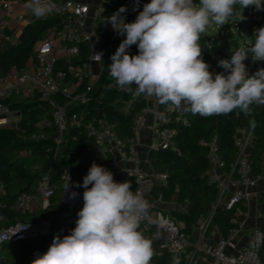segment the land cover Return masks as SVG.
Instances as JSON below:
<instances>
[{"label":"built area","instance_id":"built-area-1","mask_svg":"<svg viewBox=\"0 0 264 264\" xmlns=\"http://www.w3.org/2000/svg\"><path fill=\"white\" fill-rule=\"evenodd\" d=\"M108 1L110 0H92L91 2L85 0H52L55 5L54 10L43 18H36L29 9L24 7L27 0H0V53L4 46L21 43V34L27 25L38 20L55 19L46 28L41 38L34 43L33 55L24 67L11 66L6 71L0 70V130L9 129L17 132V137L20 140H41L43 135L40 133L25 135V130L21 129L19 125L21 113L12 109L6 102L11 98H32L34 95H38L41 101L47 102L53 107L51 120L43 119L41 121L42 125L51 124L55 128L56 149L54 151L48 149L53 156V161L58 155L59 147L65 143L70 126H79L80 124L77 114L70 113V108L85 101L87 92L98 78L102 61L100 63L94 61V53L102 52L104 56L123 37L113 31L111 24L105 22L107 17L116 12L114 9L106 10L105 4ZM149 2L150 0H139V7L133 11L136 0H125L127 11L126 15L121 13V16L126 23L133 22L139 14V10H143V6ZM215 26L221 34L222 25L215 24ZM102 29L112 39L108 45H104V37L100 32ZM212 29H214L213 26ZM84 43L92 45V54L84 63L76 65L72 59L78 55L79 46ZM96 45L99 46V50H94ZM60 63L62 65H59ZM260 68H263L262 63H257L251 68L249 75L254 74ZM111 86L117 87L115 82ZM129 92V99L125 102L128 105L127 110L137 102L135 91ZM58 96L65 97L67 102L60 104L57 100ZM184 113L166 105L163 110L156 111L159 124L151 128L158 138V143L152 148H174L176 146L174 136L177 130L171 124L177 122L180 125H185L187 121ZM144 127V115L141 111L134 121V137L121 138L113 125L104 118L98 119L96 124H89L86 132L94 138V150H97L106 161L109 163L119 161L126 163L122 170L127 177L133 179L134 191L143 192L145 198L150 202L149 196L154 190V186L167 183V173L161 169L146 171L141 167V161L136 152V142ZM249 131L251 134V130ZM247 142L248 139L245 141L236 140L238 153L234 163L237 172L235 178L222 171V162L216 153L214 142L208 144L207 159L212 165L210 182L215 184L218 191L217 200L212 205L210 215L218 206L233 211L231 221L235 223V226L227 236L221 235L218 225L210 223V217L200 215L194 227L198 230L201 238L192 243L188 234L181 230L179 224L168 215L154 211L151 202L150 214L153 218H163L166 223L160 226L148 221L142 222L140 230L143 231L144 235L152 241L163 243L169 252L176 253L189 248L193 254L201 252L212 257L214 259L213 264H264V253H262L264 231L259 227L252 229L237 256L230 257L224 252L225 247L231 243L237 233L236 224L239 225L237 217L247 215L246 210L237 203L247 201L250 197L247 189L254 188L258 180L264 176V172L253 173L248 153L245 151ZM87 158L88 152L82 156V161L84 162ZM52 170L53 167L51 166L40 173L35 194L25 191L17 194L11 204V209L14 212L18 214L33 213L40 208L47 209L49 207L50 197L53 194ZM228 184L234 187H245V190L236 189L224 201L223 197ZM84 191L85 189L70 186L66 192L63 190L59 201L64 209L56 213L55 217L67 224L76 226L77 213L82 209L84 203ZM72 192L77 194L75 198H71ZM4 193L5 185L0 180V195ZM157 196L162 199L160 192ZM260 196L259 193L258 197ZM222 202L223 204H221ZM258 215L262 216V213L259 212ZM50 229L51 223L48 221H42L35 225H30L21 220L10 222L0 229V247L4 243L17 242L29 236L46 234ZM207 232L212 236L220 235L215 246L202 242V236ZM191 263L192 258L187 264Z\"/></svg>","mask_w":264,"mask_h":264},{"label":"trees","instance_id":"trees-1","mask_svg":"<svg viewBox=\"0 0 264 264\" xmlns=\"http://www.w3.org/2000/svg\"><path fill=\"white\" fill-rule=\"evenodd\" d=\"M105 6L106 10L118 11L120 7H125V0H110ZM122 14L126 15V12ZM54 20L53 18L38 20L27 25L21 34L20 44L4 46L0 53V70L6 71L11 66L24 67L33 55L34 43L41 38ZM100 32L104 37V45L112 42L111 37L103 29ZM125 38L123 36L117 45L103 56L98 78L87 92L85 101L70 108V113L77 114L80 124L70 126L65 143L54 161L48 149L53 151L56 149L55 128L51 124H41L43 119L51 120L53 107L41 101L38 95L32 98H11L6 101L12 109L21 113L19 125L25 130V135L40 133L43 138L39 141L20 140L17 132L9 129L0 130V180L5 185V193L0 195V229L16 220L27 222L30 225L48 221L51 223V229L43 235L29 236L17 242L4 243L0 247V251H5L1 256L0 264H31L36 254L42 255L48 250L54 237L59 236L62 239L76 227L58 220L55 215L64 209L59 199L69 177L70 187L82 185L83 178L90 168L82 161L84 154L95 149L94 138L86 132L89 124H96L98 119L104 118L113 125L121 138L134 137V121L143 110L145 102L138 100L129 110L125 111L122 104L129 99L130 92L111 86L114 81L109 78L110 57ZM199 43L202 48V59L210 66L209 71L213 74L223 72L216 58L217 47L210 45L204 33L201 34ZM92 51L90 43L81 44L79 53L73 57L72 62L76 65L84 63ZM128 52L130 55H137V46L132 45ZM257 63L261 64V62ZM247 68L250 73L251 69ZM57 100L60 104L67 102L63 96H58ZM251 107L252 112L247 116L238 109L226 115L201 116L184 113L187 121L185 125L177 122L171 124L177 130L174 136L176 146L174 148L157 147L150 150L149 159L152 165L167 173V183L165 185L156 184L154 190L162 194L163 200L176 197L179 203L183 202L187 206L186 211L163 212L164 215L175 220L183 232H190L200 215L210 217V223L218 225L222 236H227L235 226V223L231 221L233 211L230 209L218 206L210 215L212 205L217 200L218 191L215 184L210 182L212 165L207 159L208 144L214 142L216 153L222 162V171L235 178L237 177L234 166L238 153L237 134L242 129L251 130L254 143L248 153V159L253 173H261L264 152V106L254 104ZM164 108L165 105L159 103L158 110L161 111ZM13 149H17L20 153L22 150H31L37 154L39 164L33 166L10 155ZM51 166L53 167L51 172L53 194L50 197L49 207L40 208L33 213L14 212L11 204L17 194L24 191L35 194L40 173ZM113 178L116 182L130 181L134 191L135 183L132 178L124 180L121 177ZM77 188L84 189L82 186ZM261 198L264 203V192ZM237 204L243 209L246 208L241 201ZM261 213L264 217V208ZM173 253L164 251L160 255H154L150 264H172ZM262 253H264V247ZM178 256L180 264H187L183 257Z\"/></svg>","mask_w":264,"mask_h":264},{"label":"clouds","instance_id":"clouds-1","mask_svg":"<svg viewBox=\"0 0 264 264\" xmlns=\"http://www.w3.org/2000/svg\"><path fill=\"white\" fill-rule=\"evenodd\" d=\"M24 7L43 18L55 5L52 0H27ZM138 7L136 0L133 11ZM249 7L264 10V0H150L130 23L121 16L127 9L120 7L105 19L126 37L110 57L109 78L122 91L135 85V95L155 97L185 113L226 115L238 109L249 115L252 105L264 106V68L249 75L244 61L251 54L253 62H264V27L254 31L249 44L231 49L230 59L219 60L221 73L209 71L199 43L212 24L224 25L233 17L241 21ZM132 45L137 55L129 54ZM94 55V61H103L102 52ZM69 184L70 177L64 192ZM76 186L85 189L76 227L62 239L54 237L31 264H150L153 241L140 230L141 224L163 226L166 221L153 218L144 193L133 191L130 181L116 182L111 171L95 162ZM76 195L72 192L71 198ZM172 264H180L178 255Z\"/></svg>","mask_w":264,"mask_h":264},{"label":"crops","instance_id":"crops-1","mask_svg":"<svg viewBox=\"0 0 264 264\" xmlns=\"http://www.w3.org/2000/svg\"><path fill=\"white\" fill-rule=\"evenodd\" d=\"M229 29H231V27H229ZM131 91H135V85L132 86ZM136 97V101L144 100L145 102V106L142 110L144 115L145 127L139 133L138 140L136 142V152L138 157L140 158L141 167L146 171H151L157 169L152 165V162L149 159V152L152 147L154 145H157L158 143V138L151 127H155L159 124V120L155 114L158 110L159 102L155 97H149L144 94H141L139 96L136 95ZM122 107L125 111H127L128 105L126 103H123ZM237 138L242 141L248 139L245 151L249 153L254 143V139L250 134V131L248 129L240 130L237 134ZM93 162L111 171L113 173V177H121L122 180L127 178L122 170L126 165V163L123 161H119L117 163H109L97 150L93 149L88 152V158L83 163L84 165L91 167ZM263 172L264 152L262 155V173ZM236 189L245 190V187H234L231 184H228L224 193L223 200L225 201L228 197H230ZM247 191L250 193V197L243 203L246 206L245 210L247 212V215L237 217V223H239V225L236 224L237 233L231 243L227 245L224 250V252L230 257H235L238 255L240 248L246 243L253 228H264V217L258 215V213L262 212V209L264 208V203L261 196L258 197L259 193L262 195V193L264 192V176L260 180H258L257 185L254 188H249L247 189ZM157 194L158 191L153 190L149 196L150 202L152 204V209L154 211L162 213L170 212L172 210L186 211V204L183 202L179 203L176 197L170 200H163L159 199ZM221 204H223V202ZM187 234L192 243H195L199 238H201L199 236L198 230L194 226L190 232H187ZM219 238V234L212 236L207 232L202 236V242L207 245L215 246ZM153 248L155 252L154 255H160L162 254V252L167 251L165 245L158 241H153ZM177 255L183 257L186 263L189 262L192 258L191 264H213L214 262V259L212 257L204 255L201 252L193 254L190 248L185 251H180L177 254L173 253V255L171 256V261L173 260V257Z\"/></svg>","mask_w":264,"mask_h":264},{"label":"rangeland","instance_id":"rangeland-1","mask_svg":"<svg viewBox=\"0 0 264 264\" xmlns=\"http://www.w3.org/2000/svg\"><path fill=\"white\" fill-rule=\"evenodd\" d=\"M91 2L92 0H85ZM239 11V6H237ZM242 14V13H241ZM243 16L245 19L239 21L238 18L233 17L230 21L222 25V33L219 34V30L216 28L215 24H212L207 31L204 33L210 40V45L212 47H217L218 54L217 60L221 59H230L231 49L234 51L239 47H244L252 40L254 31L258 29V24L260 27H264V10L256 11L254 7L245 8L243 10ZM212 26L214 29H212ZM229 26L231 29L229 30ZM94 50H99V46H94ZM247 67H253L257 62H253L251 59V54L249 58L244 61ZM264 68V62H261ZM250 68V69H251ZM62 147H59L57 154L59 155ZM10 155L23 160L25 163L30 165H38L39 158L36 153H33L31 150H22L21 153L17 149H13ZM5 251H0V255L4 254Z\"/></svg>","mask_w":264,"mask_h":264},{"label":"water","instance_id":"water-1","mask_svg":"<svg viewBox=\"0 0 264 264\" xmlns=\"http://www.w3.org/2000/svg\"><path fill=\"white\" fill-rule=\"evenodd\" d=\"M127 178H131V177H127ZM213 184V183H212Z\"/></svg>","mask_w":264,"mask_h":264}]
</instances>
